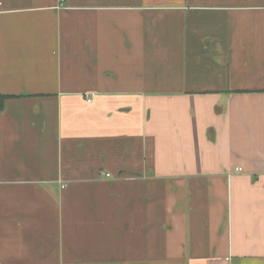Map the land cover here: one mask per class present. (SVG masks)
I'll return each instance as SVG.
<instances>
[{"label":"crops","instance_id":"crops-1","mask_svg":"<svg viewBox=\"0 0 264 264\" xmlns=\"http://www.w3.org/2000/svg\"><path fill=\"white\" fill-rule=\"evenodd\" d=\"M0 93V264H264V0H0Z\"/></svg>","mask_w":264,"mask_h":264},{"label":"trees","instance_id":"trees-1","mask_svg":"<svg viewBox=\"0 0 264 264\" xmlns=\"http://www.w3.org/2000/svg\"><path fill=\"white\" fill-rule=\"evenodd\" d=\"M8 97H9L8 95L1 94V93H0V111L4 108V106H5V101H6V99H7Z\"/></svg>","mask_w":264,"mask_h":264},{"label":"built area","instance_id":"built-area-1","mask_svg":"<svg viewBox=\"0 0 264 264\" xmlns=\"http://www.w3.org/2000/svg\"><path fill=\"white\" fill-rule=\"evenodd\" d=\"M65 2V0H60V4L62 5ZM91 101V99H90ZM239 170V169H238Z\"/></svg>","mask_w":264,"mask_h":264}]
</instances>
